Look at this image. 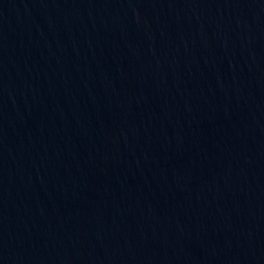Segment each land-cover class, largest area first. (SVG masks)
Instances as JSON below:
<instances>
[{
  "label": "water",
  "instance_id": "obj_1",
  "mask_svg": "<svg viewBox=\"0 0 264 264\" xmlns=\"http://www.w3.org/2000/svg\"><path fill=\"white\" fill-rule=\"evenodd\" d=\"M0 264H264V0H0Z\"/></svg>",
  "mask_w": 264,
  "mask_h": 264
}]
</instances>
